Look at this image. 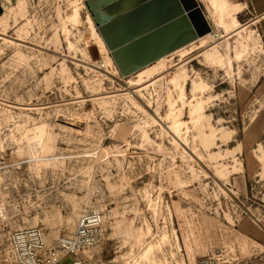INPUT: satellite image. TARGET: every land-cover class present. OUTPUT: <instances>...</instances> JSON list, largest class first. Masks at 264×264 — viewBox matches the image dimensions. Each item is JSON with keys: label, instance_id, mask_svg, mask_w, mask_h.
<instances>
[{"label": "rangeland", "instance_id": "1", "mask_svg": "<svg viewBox=\"0 0 264 264\" xmlns=\"http://www.w3.org/2000/svg\"><path fill=\"white\" fill-rule=\"evenodd\" d=\"M2 3V155L30 162L45 179L31 187V214L22 211L9 224L0 213V264L11 227L39 226L55 239L72 233L80 213L95 206L104 214L105 242L94 251L103 260L145 264L141 255L152 244L165 264H198L213 253L264 264V40L250 7L230 0L242 8L243 27L210 23L214 33L201 39L204 48L189 49L184 60L169 57L141 99L128 91L140 90L128 84L137 74L124 79L105 63L86 0ZM210 47L224 56L223 66L205 62L201 54ZM182 61L190 76L186 104L176 106L183 139L171 128L168 107L171 95L178 100L169 82L176 69L167 71ZM195 80L204 91L194 94ZM196 99L205 105L197 125L189 107ZM211 129L217 138L205 141Z\"/></svg>", "mask_w": 264, "mask_h": 264}, {"label": "water", "instance_id": "2", "mask_svg": "<svg viewBox=\"0 0 264 264\" xmlns=\"http://www.w3.org/2000/svg\"><path fill=\"white\" fill-rule=\"evenodd\" d=\"M122 77L212 32L198 0H86Z\"/></svg>", "mask_w": 264, "mask_h": 264}, {"label": "built area", "instance_id": "3", "mask_svg": "<svg viewBox=\"0 0 264 264\" xmlns=\"http://www.w3.org/2000/svg\"><path fill=\"white\" fill-rule=\"evenodd\" d=\"M3 152L0 144V213L1 220L11 224L22 211L31 214L34 208L31 187L40 186L45 175L40 169V172H32V164L26 160L11 162L2 155ZM21 171L23 178L12 180L13 176L20 177ZM7 178L10 182H5ZM104 228L103 210L98 206L83 210L75 230L55 239H49L39 226L15 225L5 236L2 257L6 264H62L69 256L73 259L71 264H120L117 259L103 260L100 255H95L94 251L105 242ZM198 264L253 263H242L225 253H213L201 258Z\"/></svg>", "mask_w": 264, "mask_h": 264}, {"label": "bare ground", "instance_id": "4", "mask_svg": "<svg viewBox=\"0 0 264 264\" xmlns=\"http://www.w3.org/2000/svg\"><path fill=\"white\" fill-rule=\"evenodd\" d=\"M198 2L206 8L207 11V20L209 23L217 24L221 27H226L227 29L229 27L235 28L237 30L241 29L243 26L238 20V15L241 14L242 8L239 4H231L230 0H198ZM206 13V12H205ZM75 23L79 21L80 19V14L79 11L77 10L74 14V16L71 18ZM71 20V21H72ZM229 20V23L226 22ZM258 21V20H257ZM88 22L92 28L93 35L95 37V40H97V43L101 45L104 51L108 53L107 58L105 59V63L111 64L110 67H115V72L114 74L116 76H120V72L112 58V56L109 55V50L106 47V44L104 43L101 35L98 32L97 26L92 18L91 15L88 16ZM6 23V22H5ZM95 24V25H94ZM0 25H2V21L0 20ZM6 26V25H4ZM96 26V27H95ZM213 33H209L208 35L198 39L197 41L189 44L188 46H185L167 56H164L163 58L157 60L153 64L143 68L142 70L134 73L137 74L138 81L137 82H131L129 81L128 84L131 86H135L137 88H140V90L133 91L131 87L128 88V91L132 93L134 96H139L142 98H145L144 94L142 93V87L144 84L146 85L147 83L152 82L155 77L163 73L165 69L167 68L166 62L167 59L171 56H176L180 60L186 59L190 54V50L194 51L195 49H203L204 48V43L202 42L201 39L205 37H213ZM2 36L5 37V41L8 44L11 45H19L18 40L9 38L5 34H1ZM204 40V39H203ZM216 46V44H215ZM203 56L205 62L213 67H218V66H223L224 65V56L220 53V51L217 49V47H210L208 50H204L201 54ZM115 64V65H114ZM113 65V66H112ZM109 66V65H108ZM230 68H232L231 62H229ZM105 67V66H104ZM173 69H176L175 72L173 73V76L169 78L170 84L173 86L174 91L178 95V100L171 95L169 102H168V107L170 110V116H173V124L172 127L173 130L181 137V127L184 126L185 124L181 121L180 117L183 116L182 110L176 111V106L178 101L182 102L183 105L186 104V99H187V94H186V86L190 80V76L188 73V70L185 67L184 61H182L180 64L176 65L175 67H171L170 69H167L168 73L171 72ZM166 71V72H167ZM132 74V75H134ZM130 75V76H132ZM128 76V77H130ZM128 77H123L124 79H131ZM144 89V88H143ZM205 90V87L202 85V82L200 80H195L193 82V92L194 94H197L199 92H202ZM133 101H135L133 99ZM136 103V101H135ZM190 107V116L192 119V123L194 122L196 125L201 122V120L205 119V105L203 100H195L189 104ZM36 110V109H35ZM41 109H37L36 111H40ZM29 111V110H26ZM157 113L160 112V107L156 111ZM159 115V114H158ZM160 118L161 114L159 115ZM217 131L215 129H211V134L209 136L205 135L204 140L208 141V139H212L213 141L216 140ZM179 137V138H180ZM183 139V137H181ZM185 141V140H184ZM229 141V139H228ZM178 143V142H177ZM258 158V157H257ZM258 160L261 162L264 168V150H262V156L258 158ZM143 237V234L139 235V240ZM159 250L156 245L150 244L143 252L141 255L142 260L144 261L145 264H165L162 260L158 259L156 256V251ZM140 262V261H139ZM142 262V261H141ZM126 264H131V263H126ZM135 264H139L135 262Z\"/></svg>", "mask_w": 264, "mask_h": 264}, {"label": "crops", "instance_id": "5", "mask_svg": "<svg viewBox=\"0 0 264 264\" xmlns=\"http://www.w3.org/2000/svg\"><path fill=\"white\" fill-rule=\"evenodd\" d=\"M238 3H244L247 7L252 9L256 19L260 25V32L264 40V0H236ZM3 3L0 0V17L3 15ZM3 12V13H2Z\"/></svg>", "mask_w": 264, "mask_h": 264}]
</instances>
